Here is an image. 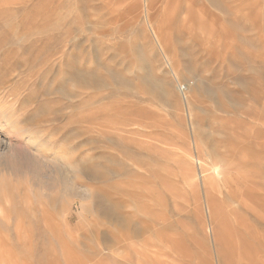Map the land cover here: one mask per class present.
I'll use <instances>...</instances> for the list:
<instances>
[{
  "label": "rangeland",
  "instance_id": "374dc122",
  "mask_svg": "<svg viewBox=\"0 0 264 264\" xmlns=\"http://www.w3.org/2000/svg\"><path fill=\"white\" fill-rule=\"evenodd\" d=\"M0 264H264V0H0Z\"/></svg>",
  "mask_w": 264,
  "mask_h": 264
},
{
  "label": "bare ground",
  "instance_id": "6f19581e",
  "mask_svg": "<svg viewBox=\"0 0 264 264\" xmlns=\"http://www.w3.org/2000/svg\"><path fill=\"white\" fill-rule=\"evenodd\" d=\"M8 150V149H7ZM209 206H210V204H209Z\"/></svg>",
  "mask_w": 264,
  "mask_h": 264
}]
</instances>
